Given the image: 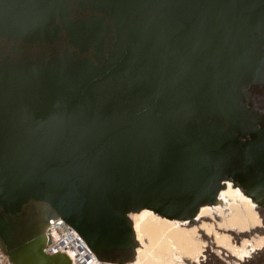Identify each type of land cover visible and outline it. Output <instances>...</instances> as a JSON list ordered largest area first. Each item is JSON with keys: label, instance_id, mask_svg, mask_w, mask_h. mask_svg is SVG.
<instances>
[{"label": "water", "instance_id": "95a60500", "mask_svg": "<svg viewBox=\"0 0 264 264\" xmlns=\"http://www.w3.org/2000/svg\"><path fill=\"white\" fill-rule=\"evenodd\" d=\"M258 90L264 0H0L1 251L71 264L43 250L60 216L110 263L131 212L264 199Z\"/></svg>", "mask_w": 264, "mask_h": 264}, {"label": "bare ground", "instance_id": "6f19581e", "mask_svg": "<svg viewBox=\"0 0 264 264\" xmlns=\"http://www.w3.org/2000/svg\"><path fill=\"white\" fill-rule=\"evenodd\" d=\"M261 91L256 103L257 96L264 99ZM247 193L226 180L192 216L170 218L148 208L129 213L134 240L120 261L99 260L60 216L49 219L43 250L64 254L71 264H264V199ZM0 264H14L1 249Z\"/></svg>", "mask_w": 264, "mask_h": 264}, {"label": "rangeland", "instance_id": "374dc122", "mask_svg": "<svg viewBox=\"0 0 264 264\" xmlns=\"http://www.w3.org/2000/svg\"><path fill=\"white\" fill-rule=\"evenodd\" d=\"M259 107V109H263L264 111V99L262 97V95L257 96V103H256Z\"/></svg>", "mask_w": 264, "mask_h": 264}, {"label": "flooded vegetation", "instance_id": "af4514ba", "mask_svg": "<svg viewBox=\"0 0 264 264\" xmlns=\"http://www.w3.org/2000/svg\"><path fill=\"white\" fill-rule=\"evenodd\" d=\"M256 91V90H255Z\"/></svg>", "mask_w": 264, "mask_h": 264}]
</instances>
